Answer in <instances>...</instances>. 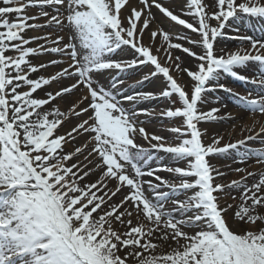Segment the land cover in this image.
I'll use <instances>...</instances> for the list:
<instances>
[{
  "label": "snow or ice",
  "instance_id": "obj_1",
  "mask_svg": "<svg viewBox=\"0 0 264 264\" xmlns=\"http://www.w3.org/2000/svg\"><path fill=\"white\" fill-rule=\"evenodd\" d=\"M139 4L0 0V264H264V172L236 168L245 176L225 185L216 182L225 173L212 163L234 153L237 163L255 158L264 167V148L248 146L264 145V125L229 143L218 134L205 143L208 129L200 127L240 118L220 115L227 104L210 95L218 91L253 114L254 123L257 114L264 118V27L260 36L246 33L251 22L264 23V0H184L182 15L192 22L160 0ZM153 7L198 34L199 40L178 39L200 51L172 43L168 32L152 31L150 41L162 37L168 44L162 62L155 45L143 42L155 21ZM42 29L53 31L27 35ZM228 40L250 48H220L218 54L217 45ZM173 49L195 63L185 66ZM128 51L130 59L117 58ZM44 55L59 58L40 62ZM250 63L258 65L254 77L237 71ZM49 67L58 70L36 75ZM140 67L150 71L126 84L121 77ZM225 76L254 85L257 96L235 93L220 82ZM154 78L158 92L137 90ZM160 99L170 106L159 112L143 106ZM141 115L167 119L172 138L148 132ZM73 119L77 123L61 134ZM69 144L73 149L65 151ZM160 152L186 166L151 167L162 159ZM162 171L173 179L157 174ZM97 173L95 181L88 179ZM113 180L114 190L108 186ZM229 197L238 203H227Z\"/></svg>",
  "mask_w": 264,
  "mask_h": 264
},
{
  "label": "rangeland",
  "instance_id": "obj_2",
  "mask_svg": "<svg viewBox=\"0 0 264 264\" xmlns=\"http://www.w3.org/2000/svg\"><path fill=\"white\" fill-rule=\"evenodd\" d=\"M160 2L165 6L168 7L170 10H173L175 14H179L181 15V18H184L186 20H188L187 16L182 15V9L184 8V0H160ZM177 4H174V3ZM131 3L133 6H136L137 8H140L141 5L139 4V0H131ZM47 11H51L50 9H45ZM29 14H38V10L37 9H29L28 10ZM152 12L155 15V21L151 23V27L148 29L147 33L144 35V39L143 42L144 44L148 45L150 43H153L155 45V47L153 48V52L154 54H156L158 56V58L163 62L165 59V54L163 52L164 48L168 47V44L163 42L162 37H157L154 41H150L149 39V35L152 31H165L168 32L170 37H171V42L172 43H182L184 47H192L193 51L199 52L200 49L198 47H193L192 45H190L186 40H179L178 37L179 36H190V38L192 40H199L200 37L198 34H194L191 33V30L185 29L183 26H179L176 25L175 22H172L169 18H166L163 16V14H161L157 9H155L154 7L152 8ZM125 15H127V13H125ZM37 23H43V20H38L36 21ZM192 22V21H189ZM53 31L52 29H42V30H36V31H29L27 33L28 36H34V35H43L44 32H50ZM249 35H253V33H248ZM60 35H65L64 32H59ZM259 34H261L259 32ZM43 41H40V43H42ZM32 47H35L36 44L33 43L32 45H30ZM244 48V49H248V47H250L249 44L245 43L243 45L239 44L237 41L234 40H228V41H222L220 44L217 45V50H218V54H219V49L223 48L226 52H231V51H235L238 48ZM156 48H161L162 50L160 52H156L155 49ZM10 55L12 53H9ZM172 55L173 56H180L181 59L184 61L185 66H190L192 64L195 63V60L192 58H189L187 56V54H184L181 50H172ZM59 57L57 56H49V55H44L42 57H40V62H46L49 59H58ZM117 58H122V59H130L131 58V52H125V53H118L117 54ZM37 62L36 60H34V63ZM255 65L253 63H250L245 69L241 68L238 69L237 71L241 74V75H247L248 77H254L256 74L255 70ZM258 66H256L257 68ZM248 69V70H247ZM56 70V68L54 67H49L46 71L42 72L41 74L43 75H47L49 73H54ZM150 71L149 68L147 67H140L135 69L133 72L131 73H127L124 74L121 78L125 80L126 84H133L136 80L140 79L143 75L147 74ZM249 71V72H247ZM115 75V73H113ZM175 74V73H173ZM224 78V80L222 79L220 82L221 83H225L227 85V87L231 88L235 93H238L242 96H247L249 95V93H251L252 97H256L257 96V92L254 91L253 87H255L254 85L250 84V88H244L241 87L240 85H237L238 83H236L237 80H233L231 77H227ZM185 79H187V77H185ZM160 81L158 79H153L150 81H146L142 88H138L137 90H144V91H154V92H158L159 91V85ZM53 88H55V85L52 86ZM252 88V89H251ZM251 89V90H249ZM76 95H80V93H76ZM211 96H217L220 98V100L227 104V107L223 109V111L220 113V115H225L227 113H231L233 116H238L240 117L239 119H233V120H228L222 123H210V124H205V123H201L200 127L202 129L207 128L208 129V133L209 136L205 138V143H209L210 142V137L213 136V134H218V135H223L224 140L223 143H229V142H235L236 140H240L243 139L245 136H248L250 134H254V133H249L247 131V128H254V132L259 131V128L264 125V118H259L258 114L256 115V119L258 120V122L254 123L253 118H251L253 116V114L251 113H247V112H242L241 108L237 107L235 104V101L233 100V98L231 99L232 102L229 100L230 98H228V95L222 91H218L216 93L210 94ZM224 97H227L226 99H223ZM56 106L59 107L61 109V111H66V106L64 104L63 101H56ZM129 105L127 103H125V107H128ZM145 107L148 108H156L157 112H159L161 109L169 107L170 103L168 100L166 99H160L157 100L156 102L154 101L151 104H146L143 105ZM212 107H221L220 104H213L211 105ZM205 111L207 109H204ZM86 117H81V119H85ZM140 120H144L145 124L143 125L146 130L150 133H154L156 135H161L164 136L167 139H171L172 138V134L167 131L166 129L168 127H170V122L165 119V118H160L159 116H154V117H146L141 115L139 117ZM77 123V121L70 120L68 123H65L63 125V127L60 128V133L63 134L67 131H70L71 127ZM235 126V127H234ZM84 139H87L86 137L83 139H77L76 141V145L75 146H79L84 142ZM137 143L142 144L144 147H148L147 143L144 142L143 140H138ZM249 147L254 148V149H260V148H264V145H261L260 143H258L257 141H250L248 144ZM73 149V145L69 144L66 146L65 151H70ZM85 155H87V153H85ZM158 158H162V159H158V160H154L152 162H150V166L151 167H156L157 163H163V164H167L169 166H181L184 167L186 166V162L185 161H181V162H174L171 158L170 155L165 154L163 152L160 153H156ZM77 160H82L83 157H77ZM76 160L71 161V163H75ZM212 163L214 165H216L217 167H219L221 169V171H223L225 173V175L223 176L222 179H218L216 182L217 183H223L225 185L229 184L231 181H238L240 180L243 176H245V173L243 172H236L235 169L236 168H245L247 169L248 172H254L259 174L260 172H264V167H261L259 165H257L255 163V158H251L249 159L246 163H237L235 162V154L233 153L232 158H222V157H213L212 159ZM158 175L164 177L165 179H169L172 180L173 177L171 174L167 173V172H159L157 173ZM99 176V173H97L94 176H90L88 179L91 181H95ZM258 175L256 177H250L247 179V183L249 185H251L256 179H258ZM145 179H150L149 177H145ZM178 182V181H177ZM109 188L110 189H115L116 186V181H111L109 183ZM166 190V189H165ZM127 189H125L124 192H122L120 195H118L115 198V202H118L122 196L124 194H126ZM149 196H151V193H147ZM191 194V193H188ZM234 195H236L237 197L239 196V191H234L233 193ZM177 197H173V199H175ZM178 198L183 199L184 198V194H178ZM225 203L224 200L221 201V205H223ZM227 203H232V204H236L238 203V201H233L230 197L227 199ZM168 208L172 207V203L171 200H169L168 204H167ZM231 216V213L229 214ZM136 219L133 218V224H136ZM186 231L192 232L194 231V229H185Z\"/></svg>",
  "mask_w": 264,
  "mask_h": 264
},
{
  "label": "bare ground",
  "instance_id": "obj_3",
  "mask_svg": "<svg viewBox=\"0 0 264 264\" xmlns=\"http://www.w3.org/2000/svg\"><path fill=\"white\" fill-rule=\"evenodd\" d=\"M178 1V0H177ZM174 4H177L176 2L174 3ZM188 17V16H187ZM188 20L189 21H191V18L190 17H188ZM260 27H264V23H260V22H256V21H253V22H251V24H250V26H249V28L248 29H246V32H248V33H253V35H255V36H260L261 34H259V31H258V29L260 28ZM220 44V43H219ZM248 48H250V47H248ZM226 50V49H225ZM35 60V59H34ZM34 60H33V62H34ZM256 66H258V65H255V70H257L258 69V67L256 68ZM245 69V68H244ZM248 70V69H247ZM247 72H249V71H247ZM36 75H41V73H37ZM244 76H246V77H248L247 75H244ZM224 78H226V77H224ZM224 78H223V80H224ZM236 83H238L237 85H240L241 87H244V88H250V84H248V85H244V84H242L241 82H239V81H236ZM252 89V88H251ZM251 89H249V90H251ZM253 89H254V91H256L257 93H258V89L256 88V87H253ZM35 95H37V96H40V97H43L44 96V93L43 92H40V91H38ZM227 97H224L223 99H226ZM228 98H230L229 100L232 102V98L231 97H229L228 96ZM59 101V100H58ZM156 102V101H155ZM88 181H85V183H87ZM121 231H124V229H121ZM168 249L167 248H164L163 249V251H167Z\"/></svg>",
  "mask_w": 264,
  "mask_h": 264
}]
</instances>
